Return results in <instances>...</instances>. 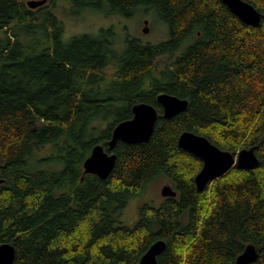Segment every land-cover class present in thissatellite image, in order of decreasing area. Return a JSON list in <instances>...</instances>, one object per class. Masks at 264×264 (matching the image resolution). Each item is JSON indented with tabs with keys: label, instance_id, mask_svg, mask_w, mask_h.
Listing matches in <instances>:
<instances>
[{
	"label": "trees",
	"instance_id": "1",
	"mask_svg": "<svg viewBox=\"0 0 264 264\" xmlns=\"http://www.w3.org/2000/svg\"><path fill=\"white\" fill-rule=\"evenodd\" d=\"M27 1L0 0V245L15 247L14 264H139L158 240V264H236L249 245L250 264H264V0H244L258 27L221 0H70L75 13L153 10L169 27V41L127 39L122 51L112 29L64 42L57 0ZM40 33V45L21 39ZM164 93L187 109L165 118ZM138 103L158 111L152 137L110 150ZM184 132L234 155L254 148L259 164L200 191L203 162L179 147ZM97 145L117 156L107 179L84 171ZM162 176L178 196L122 225L129 201Z\"/></svg>",
	"mask_w": 264,
	"mask_h": 264
},
{
	"label": "water",
	"instance_id": "2",
	"mask_svg": "<svg viewBox=\"0 0 264 264\" xmlns=\"http://www.w3.org/2000/svg\"><path fill=\"white\" fill-rule=\"evenodd\" d=\"M229 10L245 24L258 27L261 24V13L251 4L244 0H221ZM48 0H29L27 6L37 9L44 6ZM148 24V22H146ZM145 28L144 32L148 33ZM158 102L164 110V117L171 118L184 112L188 107V101L170 94H162ZM133 118L117 125L113 131L112 140L109 142L110 149H114L118 141L127 144L145 143L152 137L158 120L157 109L147 103H138L133 107ZM179 147L196 156L203 162V168L195 178L197 188L204 190L210 183L223 177L234 167L239 169H253L259 164L254 148L243 149L237 155L222 151L213 145L207 138L184 132L178 140ZM117 156L106 152L104 146L97 145L91 155L84 162V171L94 174L101 179H107L115 168ZM4 182L0 178V185ZM163 197L175 198L177 192L169 185L162 189ZM167 247L164 240L154 242L148 251L142 256L139 264H158V257L163 254ZM259 252L254 245L246 247L238 257L236 264H250L258 259ZM16 257L15 247L9 243L0 245V264H14Z\"/></svg>",
	"mask_w": 264,
	"mask_h": 264
},
{
	"label": "rangeland",
	"instance_id": "3",
	"mask_svg": "<svg viewBox=\"0 0 264 264\" xmlns=\"http://www.w3.org/2000/svg\"><path fill=\"white\" fill-rule=\"evenodd\" d=\"M53 12L64 26L63 41L68 43L73 37L83 34L97 35L102 29H112L115 33L116 49L123 50L127 39L137 40L142 45H159L170 39L169 27L164 24L153 10L139 8L131 19L85 11L75 13L70 0H57ZM51 5L50 1L47 3ZM148 21V24L145 22ZM148 28V33L144 29ZM43 34H32L27 38L21 35L25 45L42 44ZM183 49V48H181ZM172 181L167 177H159L148 183L142 195L129 201L120 217V223L133 228L140 219L141 208L150 206L159 208L164 202L162 188ZM175 185V184H174Z\"/></svg>",
	"mask_w": 264,
	"mask_h": 264
},
{
	"label": "flooded vegetation",
	"instance_id": "4",
	"mask_svg": "<svg viewBox=\"0 0 264 264\" xmlns=\"http://www.w3.org/2000/svg\"><path fill=\"white\" fill-rule=\"evenodd\" d=\"M48 2H49V0H48ZM146 22H148V21H146ZM146 22H145V23H146ZM169 184H170L169 186H171V187L177 192V196H178V191L176 190L175 185H174L172 182L169 183ZM165 186H166V185H165ZM162 189H163V188H162ZM177 196H176V197H177ZM176 197H175V198H176ZM163 198L165 199L166 197H163ZM168 198H171V197H168Z\"/></svg>",
	"mask_w": 264,
	"mask_h": 264
},
{
	"label": "bare ground",
	"instance_id": "5",
	"mask_svg": "<svg viewBox=\"0 0 264 264\" xmlns=\"http://www.w3.org/2000/svg\"><path fill=\"white\" fill-rule=\"evenodd\" d=\"M161 95H162V94H161ZM159 96H160V95H159ZM159 96H158V97H159ZM133 116H134V114H133ZM108 144H109V143H108ZM102 146H103V145H102ZM104 148H105V147H104ZM109 148H110V146H109ZM105 150H106V149H105ZM110 150H111V149H110ZM106 152H107V151H106ZM107 153H108V152H107ZM109 154H112V153H109ZM198 174H199V173H198ZM198 174H197V175H198ZM197 175H196V176H197ZM195 178H196V177H195ZM196 186H197V185H196Z\"/></svg>",
	"mask_w": 264,
	"mask_h": 264
}]
</instances>
